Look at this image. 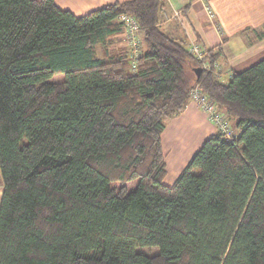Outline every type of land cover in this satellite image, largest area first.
Returning a JSON list of instances; mask_svg holds the SVG:
<instances>
[{"label":"trees","instance_id":"trees-1","mask_svg":"<svg viewBox=\"0 0 264 264\" xmlns=\"http://www.w3.org/2000/svg\"><path fill=\"white\" fill-rule=\"evenodd\" d=\"M165 3L0 0V264H264V59L226 82L203 48L204 70ZM124 14L135 60L108 52ZM196 87L233 136L215 125L169 186L162 135Z\"/></svg>","mask_w":264,"mask_h":264},{"label":"crops","instance_id":"crops-1","mask_svg":"<svg viewBox=\"0 0 264 264\" xmlns=\"http://www.w3.org/2000/svg\"><path fill=\"white\" fill-rule=\"evenodd\" d=\"M128 1L132 0H56V4L81 17L104 6ZM165 12L172 21L162 23V28L174 39L187 45L196 41L206 51L222 49L223 56L217 65L226 82L235 73L264 59V0H195L192 3L166 0ZM122 43L121 37H117L116 44L122 46ZM215 133V125L192 101L179 116L168 120L162 135L167 185L175 183L193 154Z\"/></svg>","mask_w":264,"mask_h":264},{"label":"built area","instance_id":"built-area-1","mask_svg":"<svg viewBox=\"0 0 264 264\" xmlns=\"http://www.w3.org/2000/svg\"><path fill=\"white\" fill-rule=\"evenodd\" d=\"M210 16L213 17V13L209 12ZM119 22L122 24L123 27V34L125 37V43L127 42V46L132 47V52L130 55L132 56L133 60H135L139 56V39L137 38V33L140 30V26L138 21L135 17L124 14L119 18ZM189 52L194 55L197 60L202 63V68L204 70H210V65L207 63L206 60V51L203 47L197 43L196 41L190 42L188 45ZM133 67L135 68V62H133ZM218 65H216V68ZM216 76L219 77V74L216 71ZM190 100L195 102L199 105L201 110L207 114L209 120L219 127L224 134H226L227 138L231 139L233 136V132L231 130L230 123L228 121V116L222 112L217 105L205 95L199 87L193 89L190 94Z\"/></svg>","mask_w":264,"mask_h":264},{"label":"rangeland","instance_id":"rangeland-1","mask_svg":"<svg viewBox=\"0 0 264 264\" xmlns=\"http://www.w3.org/2000/svg\"><path fill=\"white\" fill-rule=\"evenodd\" d=\"M168 15V14H167ZM179 16V15H178ZM172 21V18H169V19H167V20H165L164 21V23H169V22H171ZM119 37H121V42L123 41V45L122 46H120V44H119V46H118V44H114V45H112V46H110V48H109V51L108 52H112V53H114V52H116L117 50H116V47H117V49L119 48V47H125L127 50H128V52L129 53H131L132 52V47L131 46H127V42L125 43V37H124V35H121V36H119ZM137 38L139 39V42H141V32H140V30H139V32L137 33ZM140 45V44H139ZM108 50V49H107ZM105 51L104 50H102V48H98V55L100 56V57H104L105 55ZM56 77H58V78H55L54 80L56 81V82H60V81H62V78L61 77H63V76H56ZM201 109V108H200ZM231 123V122H230ZM231 125H232V123H231ZM0 195H1V192H0ZM140 252H142V253H145V254H147V255H154V254H156L157 253V249L156 248H145V249H140L139 250Z\"/></svg>","mask_w":264,"mask_h":264},{"label":"water","instance_id":"water-1","mask_svg":"<svg viewBox=\"0 0 264 264\" xmlns=\"http://www.w3.org/2000/svg\"><path fill=\"white\" fill-rule=\"evenodd\" d=\"M200 73H201V72H198V71H197L198 76L200 75Z\"/></svg>","mask_w":264,"mask_h":264}]
</instances>
